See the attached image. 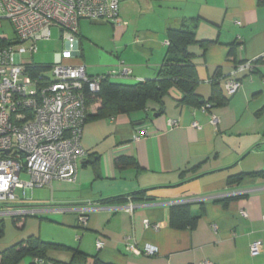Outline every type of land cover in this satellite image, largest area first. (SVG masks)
Wrapping results in <instances>:
<instances>
[{
    "label": "crops",
    "instance_id": "obj_1",
    "mask_svg": "<svg viewBox=\"0 0 264 264\" xmlns=\"http://www.w3.org/2000/svg\"><path fill=\"white\" fill-rule=\"evenodd\" d=\"M120 6L126 26L79 23L76 62L86 66L88 75H109L111 83L129 86L155 80L167 57L168 31L194 28L199 41L213 42L190 48L201 81L197 94L205 100L215 94L216 103L207 111L187 107L178 103L182 94L173 89L159 117L154 115L161 107L150 102L145 110L104 119L94 117L100 103L90 104L81 140L87 155L79 162L76 181L47 186V201L55 204L49 207L57 210L45 213L46 222L55 234L45 239L29 232L26 220L13 221L23 233L0 243V262L6 250L39 237L69 249L50 251L53 262L27 257L18 264L69 263L73 250L107 264H264V249L256 257L250 254L253 242L264 244V175L229 185L233 176L264 173V64L256 65L258 74L238 75V93L228 95L224 85L237 64L264 55V0H123ZM232 47L236 54L229 57ZM124 67L130 76L122 74ZM218 76L215 92L211 81ZM212 115L219 119L217 126ZM171 120L178 125L170 126ZM142 128H149L150 135L141 136ZM139 191L150 200L103 203ZM29 192L23 195L28 198ZM234 196L242 198L227 206L219 202ZM129 202L134 204L131 211L126 209ZM183 204L199 218L193 228L174 229L170 210ZM61 206L91 207L87 225L79 224L76 211L64 212ZM49 225L37 227L44 233ZM5 227L0 220V240ZM146 244L159 253L148 257L128 249Z\"/></svg>",
    "mask_w": 264,
    "mask_h": 264
},
{
    "label": "built area",
    "instance_id": "obj_2",
    "mask_svg": "<svg viewBox=\"0 0 264 264\" xmlns=\"http://www.w3.org/2000/svg\"><path fill=\"white\" fill-rule=\"evenodd\" d=\"M0 11L13 27L15 41L0 38V220L24 219L56 211L49 206L41 209L20 204L17 190L50 186L54 181L75 182L79 162L87 155L81 140L87 121L86 93H98L105 76H89L79 59L78 29L81 20L109 21L126 26L120 13L119 0H0ZM58 28L64 49L57 54L51 66L24 62V55H34L38 43L52 37ZM168 44V43H167ZM253 60L237 65L225 79L228 95L242 87L239 74L252 71ZM49 73V74H48ZM123 75L131 70L124 67ZM211 105L202 109L207 111ZM219 119L212 115L211 123ZM175 127L178 122L169 121ZM198 128V123H193ZM149 128H142L141 136H148ZM139 137H136L138 139ZM9 152V153H8ZM29 177L21 180V175ZM129 202L126 209L131 211ZM64 212L76 211L78 221L86 226L91 207L58 208ZM244 217L246 212H242ZM147 228L150 223L146 222ZM103 243L98 241L97 248ZM138 255L155 256L159 249L151 244L129 247ZM262 241L250 246V254L263 253ZM201 264H211L204 261Z\"/></svg>",
    "mask_w": 264,
    "mask_h": 264
},
{
    "label": "trees",
    "instance_id": "obj_3",
    "mask_svg": "<svg viewBox=\"0 0 264 264\" xmlns=\"http://www.w3.org/2000/svg\"><path fill=\"white\" fill-rule=\"evenodd\" d=\"M109 23L113 24L112 22ZM212 43V41H199L194 28L183 27L170 29L168 31L167 57L164 65L159 71L157 79L146 80L129 86L111 83L109 80V75H106L101 81L100 90L98 93L93 94L87 91V108L90 104L99 102L100 108L94 117L102 119L112 118L121 114H131L132 112L138 110H145L149 102L157 103L161 107V110L159 111L161 112L165 106V98L171 94L173 89L178 90L182 94L181 99L178 100V103L181 105L196 109H201L206 105H211V108L214 107V103H216L215 94H213L209 100H205L203 97L197 94V87L201 81L198 75L197 67L193 61L195 55L190 51V48L194 45H201L205 48ZM235 54L236 48L232 47L229 52V57H234ZM246 62H241L239 64H244ZM257 64H264V55L256 60H253V74H258L256 67ZM220 78L222 77L218 76L212 79L211 84L213 89L219 85ZM216 89L214 90L215 92H217ZM224 100L228 102L227 99ZM218 105L219 104H216V106ZM211 108L208 110H211ZM89 118L90 117L88 114L87 121ZM260 175H264V173L236 175L229 179V185L238 186L245 178ZM239 198H242V196L223 198L219 200V202H221L224 206H227L229 201ZM130 200L145 201L150 199L146 197L145 193L139 191L129 195L116 197V199H109L103 201V203L105 205L109 204L110 202L125 204ZM198 218L199 217L193 216L189 204L173 206L169 215L170 226L174 229L193 228ZM65 248L69 249L60 244L45 242L39 237H31L28 240L19 243L18 245L13 246L12 248L3 252L1 254L0 264H18L27 257L39 259L45 263H48L49 261L53 262V260H50L48 257L49 252L53 250H62ZM89 258L93 259V264H107L102 262L97 256L91 257L76 250H73L72 259L69 263L59 264H87Z\"/></svg>",
    "mask_w": 264,
    "mask_h": 264
},
{
    "label": "rangeland",
    "instance_id": "obj_4",
    "mask_svg": "<svg viewBox=\"0 0 264 264\" xmlns=\"http://www.w3.org/2000/svg\"><path fill=\"white\" fill-rule=\"evenodd\" d=\"M123 0H119L120 4ZM121 11V6H120ZM92 33L99 34V35H106L109 31H91ZM0 38L6 39L9 42L15 41V34L13 27L10 23V21L6 18H4V14L0 11ZM38 51L34 55H24L22 57V61L28 62L33 61L35 64L43 65V66H51L56 62L57 54L61 53V51L64 49V44L62 40L60 39V31L58 28L52 29V37L48 41H42L38 43ZM49 74V73H48ZM170 97H167L169 99ZM150 103V102H149ZM21 180L28 181L29 177L25 175L24 173L21 175ZM30 196L26 198L23 195L22 190H17L16 195L18 197V202L20 204L28 205L32 208H37L40 206H43V208H47L45 206L55 205L52 204V202H48L47 200H51V189L48 187L44 188H35L31 192H29ZM59 205V204H58ZM68 205V204H66ZM67 206H61V208H65ZM38 209H41L38 208ZM48 214H45L43 216H29L25 217L24 219H15V218H5L3 221L6 223L5 227V237L0 240V243L6 240H10L16 233H23V231L18 229V226L14 224L13 221H24L26 220L29 224L30 231L29 232H36L35 234L42 235L45 239L49 238L51 235H54L56 230L55 228L50 227L49 223L46 222L48 219H46V216ZM54 217V216H51ZM20 223V222H19ZM32 223L36 225H32ZM46 224L49 225L48 227H45V229L42 231L44 233L40 232V228L37 227L38 224ZM28 229V226L25 228ZM37 230V231H36Z\"/></svg>",
    "mask_w": 264,
    "mask_h": 264
},
{
    "label": "water",
    "instance_id": "obj_5",
    "mask_svg": "<svg viewBox=\"0 0 264 264\" xmlns=\"http://www.w3.org/2000/svg\"><path fill=\"white\" fill-rule=\"evenodd\" d=\"M164 112H165V109H162V111L159 112V113H156V114L154 115V117H159V116H161ZM8 153H9V152H8Z\"/></svg>",
    "mask_w": 264,
    "mask_h": 264
}]
</instances>
